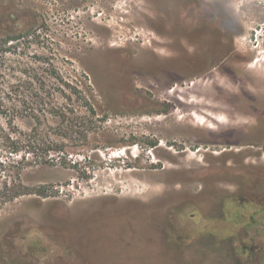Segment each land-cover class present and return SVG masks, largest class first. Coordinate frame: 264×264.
<instances>
[{
  "label": "rangeland",
  "instance_id": "obj_1",
  "mask_svg": "<svg viewBox=\"0 0 264 264\" xmlns=\"http://www.w3.org/2000/svg\"><path fill=\"white\" fill-rule=\"evenodd\" d=\"M175 37L180 54L151 59ZM0 40V105L17 110L32 191L0 206V264L242 260L253 238L210 215L264 181V0H0ZM217 92L235 110L218 118L252 135L224 138L230 124L183 106Z\"/></svg>",
  "mask_w": 264,
  "mask_h": 264
},
{
  "label": "flooded vegetation",
  "instance_id": "obj_2",
  "mask_svg": "<svg viewBox=\"0 0 264 264\" xmlns=\"http://www.w3.org/2000/svg\"><path fill=\"white\" fill-rule=\"evenodd\" d=\"M177 44L179 49L168 52L180 54L182 49L179 43ZM238 118L240 117L235 119ZM241 127L242 125L235 126L234 124L225 126L222 135L224 138L239 139L245 135L253 134L251 132L244 134ZM256 131L264 132L260 128ZM238 187L239 190L226 192L222 198L216 199L214 205L212 204L213 213L210 216L219 222H232L233 228L230 229V232L233 235L253 238L254 245L248 248V253L243 250L240 255L242 260L234 261L233 264H264V181L260 176L250 186ZM232 250L235 251L234 248Z\"/></svg>",
  "mask_w": 264,
  "mask_h": 264
},
{
  "label": "trees",
  "instance_id": "obj_3",
  "mask_svg": "<svg viewBox=\"0 0 264 264\" xmlns=\"http://www.w3.org/2000/svg\"><path fill=\"white\" fill-rule=\"evenodd\" d=\"M14 36H10L3 41L11 40ZM1 45V40H0ZM1 66V60H0ZM0 79H3V76L0 72ZM1 82H0V92H1ZM9 92H15L16 89H11L14 86V83L8 84ZM15 112L17 110L14 106H2L0 105V148L4 147L8 156L10 157V163H6L0 157V174L4 170H12L13 176L9 180H1L0 178V206L5 204L8 201H11L17 198L20 195L31 193L32 191L22 185L20 180V172L23 169L20 161L16 159V156L19 154L21 147L19 145L20 130L15 125ZM30 140V137L28 138ZM28 143L30 144V141Z\"/></svg>",
  "mask_w": 264,
  "mask_h": 264
},
{
  "label": "bare ground",
  "instance_id": "obj_4",
  "mask_svg": "<svg viewBox=\"0 0 264 264\" xmlns=\"http://www.w3.org/2000/svg\"><path fill=\"white\" fill-rule=\"evenodd\" d=\"M154 43H155V45H156L157 48L152 49V52L151 53L154 56H151V59H153V57L155 58L156 55L158 57H162L164 55V53H165L164 51H166V50L167 51H170V50H173V49L176 50L178 48L177 47V45H178L177 43H180L179 46L181 48H183V44L180 42L179 38L177 39L176 37L173 38L171 41H160L159 40V41H155ZM153 50H155V51H153ZM256 82L257 83H262V85H264V80H257ZM253 83H254L253 85H255V82L254 81H253ZM256 86H259V85H256ZM193 93L196 94V96H202L203 98H206L208 96V94L209 95H212L213 94L211 92L210 93H207V91H204V90L198 89V88L195 91H193ZM217 93H219L218 99L221 101V104H218V105H215V104H212L211 105V104L198 103V102H190V101L187 100V95H183L182 100H185L186 102H182V103H183V106L184 107H190V108H194V109L201 108V109H206V110H208L210 112V114L209 115H206V117H205L207 119V121H205V120L202 121L201 120L199 123H203V124L208 125L209 124L208 121H211L212 124H217V125H220V126H223V127H224L225 124H234L235 126L236 125L239 126L240 124L241 125L247 124V123H244V124L240 123L239 124L238 123V119L239 118L238 119H235L236 116L234 114H232V115H234V117H233L234 120H231L233 122H231V121L230 122L223 121V120H220L218 118V112L224 113L226 115H229L231 112H234L235 110L233 109V107L231 106V104L227 100L224 99V98L227 97V94L226 93H223V94L221 92H217ZM248 110L246 108L244 110L245 111L244 114H246V113L249 114V113L252 112V110L251 111H248ZM242 117L244 118L243 115H242ZM202 127H205V125H203Z\"/></svg>",
  "mask_w": 264,
  "mask_h": 264
}]
</instances>
